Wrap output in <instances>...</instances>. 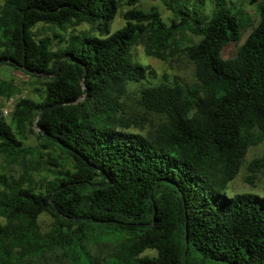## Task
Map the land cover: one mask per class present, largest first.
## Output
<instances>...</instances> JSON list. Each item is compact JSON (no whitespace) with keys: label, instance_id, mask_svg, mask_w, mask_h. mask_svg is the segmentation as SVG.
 Listing matches in <instances>:
<instances>
[{"label":"trees","instance_id":"16d2710c","mask_svg":"<svg viewBox=\"0 0 264 264\" xmlns=\"http://www.w3.org/2000/svg\"><path fill=\"white\" fill-rule=\"evenodd\" d=\"M164 1L170 24L158 7L133 6L116 30L121 0L0 6V67L43 80L37 97L0 114V158L20 167L0 175V264L49 253L103 264L90 249L99 241L113 246L107 264H264V197L226 191L264 142V0H249L258 21L228 58L253 25L247 11L234 0ZM84 22L96 32L69 33ZM187 31L200 37L184 47L196 82H151L136 45L166 59ZM132 95L145 117L127 113ZM248 169L253 182L264 156Z\"/></svg>","mask_w":264,"mask_h":264},{"label":"rangeland","instance_id":"374dc122","mask_svg":"<svg viewBox=\"0 0 264 264\" xmlns=\"http://www.w3.org/2000/svg\"><path fill=\"white\" fill-rule=\"evenodd\" d=\"M4 1L5 0H0V6ZM121 2V11L112 25V30H116L123 24H125L124 13L133 6L146 11L150 10L154 6L158 7L163 19L169 24L171 23L170 19L173 17V12L171 9H169V6L165 3L164 0H139L135 5L132 4L133 0H121ZM234 2L238 9H244L249 13L251 19L253 20V25H249L242 30V40L240 42H231L226 46L224 50V56L226 58L236 54L238 47L240 46V44H242V42L245 41L259 18L257 9L258 7L256 4H250L249 0H234ZM68 31L69 33H81L88 31L96 32V29L94 27H91L90 24L84 22L78 26H69ZM199 39V36H196L188 31L185 34L177 33L175 43H173L169 48L165 50L166 59H163L160 56L147 54L146 47L143 43L136 45L134 53L141 62L150 65L155 70L156 75L149 78L151 82L157 83L166 80H181L185 83H194L196 82L195 65L192 60L188 58L184 47L186 44L190 43V40L198 41ZM2 80L12 81V92L9 95L8 93L4 94L0 92V114L7 119L10 118L14 105L20 98L26 96L37 97L39 94L37 88H41L43 84L42 79L30 77L22 71L15 70L12 67L8 66L0 67V81ZM126 103L127 113L129 115H132V117H145L144 110L139 106L136 96L132 95ZM153 120L155 122H158L159 118L154 117ZM142 123H145V119H143ZM139 127L141 126H136L133 129L141 130ZM142 129L144 128L142 127ZM37 130L38 128H36V131ZM38 141L39 140L37 136L34 134H29V138L28 140H26V142L31 144H37ZM263 156L264 142L260 143L259 145H253L250 147L245 157L246 163L243 165L236 179L233 180L226 189L229 194L232 195L234 193H251L258 194L264 197V169L256 173V177L253 182L248 178L249 175L253 174V172L248 169L250 162L253 159ZM15 171H20V167L15 162H7L3 158H0V175L3 172L12 173ZM53 220L54 218L51 214H42L40 223L43 230H49ZM112 247L113 246L111 243L99 241L95 244H91L90 249L95 256L96 261H98L99 263L102 262L103 264H107L108 260L110 259V251L112 250ZM147 253L154 255L156 254V251L149 249L147 250ZM64 258L65 255L61 253H49L42 257L35 258L31 261L27 260L25 261V264H73L65 261Z\"/></svg>","mask_w":264,"mask_h":264},{"label":"water","instance_id":"95a60500","mask_svg":"<svg viewBox=\"0 0 264 264\" xmlns=\"http://www.w3.org/2000/svg\"><path fill=\"white\" fill-rule=\"evenodd\" d=\"M61 63H62V61H60L59 63H58V67H57V71H56V73H58V71H59V69H60V66H61ZM48 108V107H47ZM47 108H45V109H47ZM44 135H47V134H44Z\"/></svg>","mask_w":264,"mask_h":264}]
</instances>
